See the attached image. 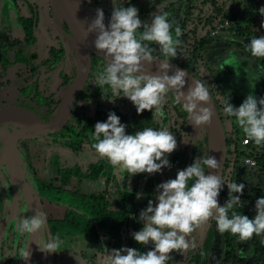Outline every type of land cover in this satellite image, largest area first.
<instances>
[{
	"label": "clouds",
	"instance_id": "1",
	"mask_svg": "<svg viewBox=\"0 0 264 264\" xmlns=\"http://www.w3.org/2000/svg\"><path fill=\"white\" fill-rule=\"evenodd\" d=\"M113 11L106 26L102 8L96 10L95 18L88 26L89 33H95L94 47L103 53L105 64L92 81L100 89L108 86L115 98H127L135 106L137 114L145 110L153 112L152 118L163 115V106L168 94L175 93V101L187 113L189 123L196 128L211 123L213 112L207 105L212 93L204 80L193 79L185 93L188 73L176 69L169 75L170 61L181 54V29L176 26L173 36V24L166 12H157L151 23H143L134 6H117L112 0ZM264 16V7L259 9ZM143 29V31H139ZM152 44L157 47L153 48ZM252 57L264 58V35L252 38L247 45ZM159 51L160 59L153 55ZM158 62L159 74H148L145 64ZM222 98V111L226 116L235 117L247 142L260 146L264 144V97L259 100L249 93L246 99L235 107ZM126 125L121 123L115 112H109L105 122H97L92 133V147L99 157L106 159L114 169L126 172L128 177L147 173L149 175L170 168L167 158L177 148V140L167 127L155 129L144 127L134 134H127ZM184 143H188L183 139ZM220 162L208 153L198 155L193 163L179 170L174 179H168L157 185L156 204L149 200L140 212L139 220L143 227L134 232V241L141 246L151 244L147 252L136 248L123 247L109 250L103 257L104 264H168L171 253L182 254L190 248L188 237L202 225L211 220L216 222V231L220 234L230 232L237 235L241 242L249 241L253 236H264V197L255 201L256 215L250 219L234 209L243 207L241 196L245 184L237 183L221 171ZM205 169L214 170L205 174ZM191 182V183H190ZM227 185L228 199L220 206L218 197ZM238 194V195H237ZM143 194H138L141 198ZM231 213V215H229ZM46 226V215L38 210L30 217L17 221L16 230L23 234H34ZM58 238H49L39 242L42 252H57L61 245ZM28 259L29 252L24 249L20 256Z\"/></svg>",
	"mask_w": 264,
	"mask_h": 264
},
{
	"label": "trees",
	"instance_id": "2",
	"mask_svg": "<svg viewBox=\"0 0 264 264\" xmlns=\"http://www.w3.org/2000/svg\"><path fill=\"white\" fill-rule=\"evenodd\" d=\"M145 1L152 4L154 2H160L161 0H144V2ZM228 1L231 3L229 8L223 7L217 0H184V4L178 9L175 8V0H168L169 5L166 3L167 0L163 2L166 3L163 12L168 13L169 21L173 24V34H175L174 29L176 26L181 29L179 39L182 44L178 51H181V53L186 52V49L191 46L192 60L194 62L200 61L203 65L206 64L203 57L205 45L212 42L214 38H219V36L212 37L208 28L204 35L197 39L194 36L196 34L194 28L196 29L198 25H195L193 31H191L193 34L191 37L182 33L184 27L188 26L192 20H194V8L201 11V3L205 2H208L213 9L210 11V14L204 18L203 24L211 21L210 27H212L214 25L212 19H217L218 21L228 19L231 22V26L228 30L249 43L252 38L264 35V16H261L259 13V9L264 7V4L260 0ZM79 2L82 7L85 5L92 7L98 5L101 0H79ZM34 7H36V5ZM173 10H176L174 16H172ZM0 14L2 16V18H0V56H2V60H4L6 65L9 63V48L19 43L17 38H11L9 33L4 32L6 29L10 28L9 0H0ZM172 20H174L175 23H173ZM17 22L20 23L22 32L25 34L23 38L25 44L32 43L34 41V36L32 34L33 29L35 25H37V22L39 23L36 14L32 17H19L17 18ZM139 31H143V29L138 30V32ZM152 47L156 48L157 46L152 44ZM53 50L54 52L52 54L54 57L59 58L61 55L55 56L56 51L60 53L61 51L56 49ZM18 52L19 54L17 56H19L20 53L23 54L22 49H19L16 53ZM16 53L13 56V61L10 62L18 61L15 58ZM153 54L163 57L159 51H154ZM30 56L35 57V54L32 53ZM29 61L30 60L25 56L23 62L28 63ZM172 61L176 60L174 59ZM32 69L36 70L37 65L32 66ZM189 71L193 70L191 69ZM256 72L257 78L260 80L256 90L264 94V88H260V86H264V58H257ZM71 80L72 76H69L65 78L63 84L65 83V85H67ZM25 88L29 87L25 86L23 90ZM91 92L94 97L96 114L93 117L86 116L89 118V123H91L93 127L97 122H105L109 112H115L116 115L120 117L121 123L127 126V134H134L136 131L140 130L138 120L142 117L151 119L155 111V109L152 111L145 110L143 113L137 114L136 108L133 106L126 113H123L112 104L115 97L112 95L110 89H108V86L100 89L95 85V88ZM217 92H219L225 100L229 97L226 95L227 93L218 88L211 91L213 102L222 122L229 120L231 124L232 130L229 132V135L225 132L228 148L225 167L234 168V175L230 177L234 181L240 176L242 171V167L240 166V158L242 156L251 155L255 157L258 169L262 170L264 168V152H258V147L253 142H250L246 150L239 148L237 139L244 137L245 134L236 123L235 117H229L223 113L221 106L222 98L221 101L218 99ZM56 102L57 101H55V104ZM157 119L161 120L160 123L156 122L153 125H146L145 127L159 129L168 126L173 132L174 127H172V125H184L189 123L187 113L182 110L180 104L176 103L175 93L171 92L169 93V99L166 100L163 106V115ZM91 126L88 124V132L85 133H80L77 128L74 130L71 129L74 125L68 126L66 132H64V136L69 135L71 138L66 139L64 143L73 150H79L82 142H87L92 145L94 142L92 140L94 129H91ZM239 132L241 136L237 137L236 135ZM206 140V134L202 133L193 147L190 165L198 155L207 153ZM188 145L183 149L177 147L173 152V158L179 165V170H182L187 162ZM259 147L264 148V144ZM48 164L50 166H48V171L41 173L38 177L36 175L34 181L39 192V201L44 202L43 213L46 215V226L49 229L48 233L50 238H58L59 240L72 242L77 240L80 242L89 241L93 244L104 243L111 246L113 249L130 247L136 248L140 252L151 250L153 247L151 244L145 246L138 245L134 241L132 234L143 227L142 222L139 220L140 212L147 207L149 200L156 197L158 193L156 190L157 185L162 183L161 178L156 173L151 175L142 173L128 177V174L124 172L125 174L122 175V180H119L117 179L118 177L111 172L110 166L105 170L106 164H104L103 160L92 162L87 165L85 169L78 164L65 165L56 160L53 164V159L51 158H48ZM229 175H231V169ZM126 182H131V187H127ZM53 190L58 192V194L62 192L68 196L67 198H61L53 194ZM226 191H228L227 185L224 186L220 195H223ZM138 194L143 195L138 199ZM230 234V232L224 233L225 237H228ZM193 248L194 247L191 245L190 250ZM77 252L80 255L82 254V251ZM189 254L190 261L201 264L200 260L203 253H193L192 251ZM93 255L95 257L98 254L95 253ZM170 255L172 260H170L168 264H174L179 257V253L172 252Z\"/></svg>",
	"mask_w": 264,
	"mask_h": 264
},
{
	"label": "flooded vegetation",
	"instance_id": "3",
	"mask_svg": "<svg viewBox=\"0 0 264 264\" xmlns=\"http://www.w3.org/2000/svg\"><path fill=\"white\" fill-rule=\"evenodd\" d=\"M24 1H25L24 3H26L25 4L26 10L22 9L24 12L22 11L21 13H18L16 17L13 16V13L10 8V18H9L10 28L4 31L9 33L11 38H17L19 40V43L14 44L11 48H9V52L11 51L13 53V56L19 49H23L25 46L32 44V43L27 45L25 44V41L23 40L25 34L22 32V26L20 25V23L17 22V18L32 17L33 15L36 14L37 21H39V23L37 22V25H35L33 29L32 32L33 36H34V31L40 25L41 22L40 20L43 18L42 15L43 11L40 8L41 6L38 0H24ZM103 1L105 0H101V2L99 3L100 5L99 4L95 5V7L96 8L97 7L100 8L99 6L102 7ZM165 1L166 0H161L160 2L163 3ZM9 2L10 4L11 2L15 4L17 0H9ZM33 3L36 5V7H34L35 5ZM132 4H137V9L139 10L138 15L140 16L142 24L149 23L148 20L150 17L148 16V12H146V10L150 11L149 8L153 3L150 4L148 3V1L144 2V0H125L122 2L120 6L128 7L131 6ZM167 5H169L168 1H167ZM86 6L90 8L89 5H85L84 7ZM163 10H164V6L158 8L157 11L155 10L153 12L154 14H156L159 11L163 12ZM49 11L52 20L50 21V23H48L47 19H45L44 23L51 26L52 30L55 31L54 41H56L55 42L56 46L54 45V47L56 48V50L61 51V56H60L61 59L57 61V63H59L61 60H64L66 57L65 44L67 42L66 37L68 33V28L66 24L63 22V20L58 15L53 13L50 6H49ZM173 12H176V10ZM0 18H2L1 14H0ZM34 41H35V36H34ZM233 42L239 48L243 47L244 49V43L242 41L234 40ZM15 46H17V48H15V51L13 52V48ZM205 48L204 51L206 50ZM2 59H3L2 56H0V80L3 72L6 73V69L8 65L12 63L19 62L23 64V67L25 71H27V73L24 77L23 84L18 89L15 88L13 89V93L15 94V97L11 100H8L5 97L3 84H1L2 82L0 81V111L11 107L23 108L31 111L35 116L41 118L45 122H50L51 120H53V118L56 115L60 98L64 93L65 89L67 88V86L70 84L68 83L67 85H65V83L63 84V82L65 78H68L69 76H72L73 79L74 74H72V71L66 70V72H64L63 70H61L62 84L60 86L59 94L52 93L51 95H44L42 89L39 87L40 73L36 71L37 69L33 70L32 66L29 67L30 62L24 63L23 61H19V60L16 62L9 61V63L5 65V62ZM49 59L45 61L44 65L46 64L50 68L51 66L49 65ZM175 60H176L175 62L179 63L181 66L185 67L186 69L187 68L189 70L192 69L187 67V65H185L184 63H181L178 60V58H176ZM104 64H105L104 61H102L96 56H92L89 78L82 92L72 102L70 107L69 117L60 130L54 133H45L36 128H32L31 130H22L23 128L19 127V125L13 122L0 124V264H61L62 262L61 260L62 252L60 251V247H58L57 252L46 253V252H42L39 246L38 250L34 252L33 251L34 249L31 247V242L33 239L32 236L34 234H23L16 230V224L19 219L23 217H30L34 215L38 210L42 212L44 211L43 208L44 202L39 201L40 196L37 189V185L34 181V177H36V175L38 177L41 175V173H45L48 171V166H49L48 158L53 159V164L55 160L65 165L76 164L74 162H69L71 160L70 158L65 159L67 156H69L68 153L70 154L71 152L72 156H74L73 154L76 155L81 154V156L86 158L84 160L89 159L87 165H89L92 162L103 160L104 164H106L105 170L108 168V166H110L111 172L115 174L116 177H118L117 179L122 180V175H124L125 173L117 169H114L106 159L99 157L90 143L82 142L79 150H73L64 143L66 139L71 138L69 135L64 136V132H66L68 126L74 125V127H72L71 129L74 130L75 128H77V130L80 131V133L88 132L87 131L88 124L91 126V123H89L88 120L89 118H87V116L93 117L96 114L95 104L93 100L94 97L91 92L95 88V84L91 82L90 79L91 78H93V80L95 79L96 73L102 70ZM218 68L222 71V68H220L219 66ZM191 72H193L194 74V71ZM44 73L48 74L46 70ZM48 76H49L48 77L49 80L46 81V84H49L50 80H53L52 78L53 76H50V74H48ZM196 76H198L202 80L199 74H197ZM25 86H28L31 89V93L29 95H27V93L23 91V87ZM45 87L47 86L45 85ZM38 96L42 97L43 100L42 99L40 100V97ZM167 99H169V94ZM25 101H29V103L33 106L35 103L36 105L34 107L37 110L36 111L32 110L33 109L32 106L25 107L24 106L25 103H23ZM55 101H57L56 104ZM112 104L116 106L123 113H126L129 109H131L134 106L131 101H129L127 98L124 97L115 98ZM144 118L146 117H142L141 119ZM224 123L225 122H223V127L225 126ZM24 127H26L25 124ZM172 127H174V125H172ZM91 129H94L95 131V128L93 126H91ZM224 131H225V127H224ZM17 133L18 135H16V139H15V146H16L15 149L13 147L12 138ZM34 139L39 140L40 143V145L36 147V152H38L39 150L38 152L39 154L36 155V157L38 159L37 160L38 164L39 161H41V163L37 166L32 165L29 157L25 155L26 145L28 144V141L29 140L32 141ZM181 141H182V136H180L179 144L181 143ZM190 142H191V138H190ZM87 152H93L96 155L91 159V157H87L85 155V153ZM227 156H228V148H227L226 159ZM18 157L20 158V160H22L21 168L24 170L22 180H20V178L16 175V170L13 166ZM78 165L84 169L87 167V165L85 167H83L82 164L81 165L78 164ZM240 166L242 167V171L240 173V176L234 181H236L237 183L245 184L243 195L241 196L243 207H236L234 210L239 214L247 215L250 219H253L256 215L255 201L258 198L264 197V168L262 170H259L257 165L255 167H247L241 162H240ZM230 169H231V175H229ZM222 172L224 175H228V178H230L234 175L233 173L234 168L225 167L224 164ZM126 186L131 187V182H126ZM29 189L30 192H28ZM13 195L16 196L15 201ZM227 199H228V191H226L223 195H219L218 201L220 206H223L227 201ZM229 215H231V213H229ZM206 225H202L199 229L194 231L188 237L190 241V248L191 245L194 248L192 250H190L189 248L185 264H188V262L190 263L193 262L190 261L189 259L190 256L189 253L192 251L193 253L196 252L197 253L199 252L201 254L203 253L201 256V260L204 262L206 260L212 262V260L214 259V260H219L221 264H264V236L254 235L251 240L246 242H241L238 236L233 234H230L228 237H225L224 233L220 234L216 231L215 220H211V225L209 227V230L207 231L206 235H204L203 233L204 229L202 230V228L203 226L205 227ZM48 230L49 229L47 228V226H45L43 230L35 233L36 237L41 238L40 242L46 241L50 238ZM60 241L62 242V240ZM206 247H207V251L209 250L207 253L205 249ZM24 249H26L29 252V257L26 260L18 257L20 256L21 251H23ZM100 252L101 251H99V253ZM207 254H208V259L206 258ZM210 255H213V258L210 257ZM30 260L31 263H28Z\"/></svg>",
	"mask_w": 264,
	"mask_h": 264
},
{
	"label": "rangeland",
	"instance_id": "4",
	"mask_svg": "<svg viewBox=\"0 0 264 264\" xmlns=\"http://www.w3.org/2000/svg\"><path fill=\"white\" fill-rule=\"evenodd\" d=\"M40 3V8L42 9L43 18L40 20V25L38 28L34 31L35 41L32 42V44L25 46L22 49V53L19 54L16 53V59L23 61L25 59V56L30 60V66L37 65V72L40 73L39 77V87L42 89L44 95H51L52 93L59 94L60 93V86L62 82V71L66 72V70H71L72 74H74V77L76 75V64L74 61L72 50L70 49L69 44L66 42L65 44V50H66V57L64 60H61L59 63L57 61L61 59L55 58L52 54L54 52L53 49H56L54 47L55 45V31L52 30V27L47 25L45 22V19H47V22L50 23L52 20L50 11H49V3L48 0H38ZM125 0H117V6H120L122 2ZM168 1V0H167ZM176 2V9L180 8L184 4V0H175ZM220 4H222L223 7L229 8L231 3L228 0H217ZM264 4V0H260ZM24 0H17V2L14 4L11 2L10 8L13 13V16L16 17L18 13H21L23 10H26ZM167 3V2H166ZM166 3H156L154 2L151 7L149 8L150 11L148 12V16L150 17L148 22H151L152 15L154 14L153 11H157L158 8L163 7L166 5ZM201 11L197 8H194V20L192 22L184 27L183 34H187L188 37H191L193 34L191 31H193V28L195 25H198L197 28H194V32L196 34L194 35L197 39L200 38L202 35H204L205 31L208 30L210 27L211 21L204 23V18L210 14V11L213 9V7L208 3H201ZM100 5V4H99ZM190 5V4H189ZM131 6H134L137 8V4H132ZM93 7V8H92ZM92 7H83V10L86 11V14L90 21H92L95 18L96 15V8L95 5ZM104 10L105 14V20L104 23L107 26L111 13L113 11V4L112 0H105L102 3V7L99 6ZM23 9V10H22ZM197 9V10H196ZM174 11V10H173ZM24 12V11H23ZM201 12V14H200ZM176 12H172V16L175 15ZM46 17V18H45ZM212 23H215L217 19H212ZM173 23H175L174 20H172ZM198 23V24H197ZM175 36V34H173ZM234 40H239L244 43V49L243 47H238L233 42ZM249 42L243 40L241 37L231 33L229 30L225 31L222 35H219V38H214V40L211 43L206 44V50L203 53V57L206 61L205 65H202L200 61H193L192 60V47L189 46L186 49V52L181 53L182 55L178 54V60L181 63H184L187 65V67L192 68L194 71V75L199 74L202 78V80L205 81V83L209 86H212L213 88H210V90H216L218 88L219 90L224 91L227 93L226 95L229 97V101L231 104L235 106H240V104L246 99L247 95L249 93H252L258 100L262 97H264V94H261L259 91H257V86L259 85L260 80L257 78V72H256V62L257 58L252 57L250 51L247 49V45ZM56 46V45H55ZM15 46L13 48V52L15 51ZM34 53L35 57H31L30 55ZM244 53V54H242ZM61 55L60 52L56 51V55ZM9 59L8 61H13V53L10 51L8 55ZM50 58V59H49ZM49 59V65L50 68L44 63L45 61ZM7 61V60H6ZM222 68V71L218 68ZM27 69V68H26ZM188 69V68H187ZM45 70L50 74V76H53V80H50L49 84H46V81L49 80L48 74L44 73ZM27 71H25L23 64L17 62L9 64L6 73L3 72L1 76V84H3L4 94L5 97L8 100H11L15 97V94L13 93V89H18L22 84L24 77L26 75ZM57 76V77H56ZM90 81H93V78L90 79ZM45 85L47 87H45ZM260 88H264V86H260ZM25 93L29 94L31 92L30 88H25L23 90ZM42 99V97H40ZM25 103V107H33L32 110L36 111L37 109L34 107L36 104L34 103V106L29 103V101L23 102ZM159 122L160 120L157 118H144L138 121L140 130L143 129L146 125H153L154 123ZM224 127L226 133L229 135V132L232 130L230 121H224ZM168 128V126H166ZM169 129V128H168ZM170 130V129H169ZM171 131V130H170ZM193 131V124L187 123L184 125L180 124H174V131L173 134L177 140V147L179 148H185L186 145L189 144L190 138ZM172 132V131H171ZM180 136H182L183 139L188 141V143H184L183 140L179 144ZM237 137L241 136V133L239 132ZM31 137V136H30ZM33 137V136H32ZM32 139V138H31ZM243 139V138H242ZM239 140V138L237 139ZM42 143V141H41ZM238 143V142H237ZM40 145L39 140H32L28 141V144L26 145V151L25 155L29 157L32 165H39L41 161H39V164L37 162L38 152H36V147ZM258 152H264V148H261L257 146ZM5 151V150H4ZM6 152V151H5ZM69 156H67L65 159H71L69 162H74L78 164H82L83 167H85L88 164V160L85 157L81 156V154H73L70 152L68 153ZM87 157H91V159L96 155L93 152H87L85 153ZM170 161L171 167L170 168H164L162 172L156 173L160 178L161 182H165L168 179H174L176 177L177 172L179 171V165L177 164L176 160L173 158V153L170 154L167 157ZM95 159V158H94ZM84 160V161H83ZM83 161V162H82ZM11 164V163H10ZM13 165V162H12ZM16 170V175L22 180V176L24 174V170L22 167V160L18 157L15 164L13 165ZM30 192V189L28 190ZM53 194L58 195L59 197L67 198V194L60 192H55V190L52 191ZM51 193V194H52ZM159 194V193H158ZM156 195V197L158 196ZM156 197L152 199L153 206L156 204ZM143 224V222H142ZM32 242L31 247L34 249L33 251H37L39 248L38 241L40 242L41 238L36 237L35 233L32 236ZM66 243H71L72 241H66ZM62 241V247L60 246V251L62 252V262L61 264H104L103 257L106 254L104 252L103 248H107L109 250H112L113 248L106 244H93L89 241L84 242L87 244V246L83 245V242H80L77 244L71 243L66 244ZM66 245V247H65ZM75 249L83 250L82 257L79 256L74 252ZM206 253L207 251V247ZM94 251V252H93ZM99 255L95 256L93 254L99 253Z\"/></svg>",
	"mask_w": 264,
	"mask_h": 264
},
{
	"label": "water",
	"instance_id": "5",
	"mask_svg": "<svg viewBox=\"0 0 264 264\" xmlns=\"http://www.w3.org/2000/svg\"><path fill=\"white\" fill-rule=\"evenodd\" d=\"M48 3L53 13L58 15L68 28L66 38L67 43L72 50L74 61L76 64V75L75 77H73L72 81L62 94L58 103L56 115L50 122L43 121L41 118L35 116L31 111L27 109L11 107L0 111V124L12 122L15 119H19L26 122V127H24V125L18 124L19 127L23 128L22 130H31L32 128H36L45 133H54L60 130L69 117L72 102L82 92L89 78L92 56H96L105 62L103 53L99 52L94 47L96 34L88 32V26L91 21L89 20L86 11H84L83 7L80 5L79 0H48ZM153 55L160 59H163V57L157 56L155 54ZM170 65L171 69L168 73L169 75L174 74L176 69L185 70L188 73V76L186 77L185 88L182 89V91L186 93L188 86L193 82L192 78H199L194 75L193 72L189 71L175 61H170ZM144 70L148 74H159L158 62L154 61L150 65L145 64ZM204 106L209 107L212 110V120L210 124L202 125L199 128H196L193 125L191 142L188 147V159L184 168L190 166L194 144L200 137V135L202 133H205L207 139V153L209 154V156L215 157L220 162V169L215 170V174L219 175L220 172L223 171L227 154V141L225 131L223 122L218 114L212 97L211 101ZM16 135H18V133L15 134L12 138L13 147L15 149ZM213 171L214 170L212 169H205V174L207 175L209 173H212ZM15 197L16 196L13 195L14 201ZM210 225L211 221L205 227L203 226L202 230L204 229V235H206ZM187 255L188 251L183 253V255L180 254L175 264H185ZM28 263H31V260Z\"/></svg>",
	"mask_w": 264,
	"mask_h": 264
},
{
	"label": "built area",
	"instance_id": "6",
	"mask_svg": "<svg viewBox=\"0 0 264 264\" xmlns=\"http://www.w3.org/2000/svg\"><path fill=\"white\" fill-rule=\"evenodd\" d=\"M231 26V22L228 19L217 20L212 27H209V33L212 37H217L222 35L225 31L229 29ZM243 138V139H242ZM250 142H247L246 136L239 138L238 146L240 149H247ZM242 164L247 167H255L257 165V161L255 157L251 155H244L240 158Z\"/></svg>",
	"mask_w": 264,
	"mask_h": 264
},
{
	"label": "crops",
	"instance_id": "7",
	"mask_svg": "<svg viewBox=\"0 0 264 264\" xmlns=\"http://www.w3.org/2000/svg\"><path fill=\"white\" fill-rule=\"evenodd\" d=\"M63 241V243H66V242H64V240H62ZM76 243L77 242V244L78 243H80V241L79 240H77V241H73V242H71V243ZM85 241H83V245H85V246H87V244H85L84 243ZM71 243H66V244H71ZM61 247H62V244L60 245ZM65 247H66V245H65ZM77 251H83V250H80V249H75L74 250V252L76 253V254H78V252ZM100 254V253H99ZM98 254V255H99ZM79 256H81L82 257V254L80 255V254H78ZM210 257H212L213 258V255H210ZM206 258L208 259V254L206 255ZM202 261V260H201ZM188 264H196L195 262H188ZM201 264H221V262L219 261V260H212V262H210L209 260H206L205 262L204 261H202L201 262Z\"/></svg>",
	"mask_w": 264,
	"mask_h": 264
},
{
	"label": "bare ground",
	"instance_id": "8",
	"mask_svg": "<svg viewBox=\"0 0 264 264\" xmlns=\"http://www.w3.org/2000/svg\"><path fill=\"white\" fill-rule=\"evenodd\" d=\"M69 41H70V39H69ZM13 123H15V124H19V125H24L26 122L25 121H23V120H19V119H15V120H13L12 121Z\"/></svg>",
	"mask_w": 264,
	"mask_h": 264
}]
</instances>
